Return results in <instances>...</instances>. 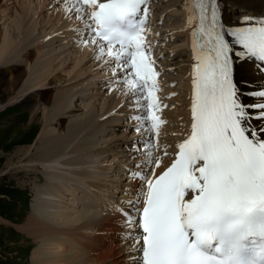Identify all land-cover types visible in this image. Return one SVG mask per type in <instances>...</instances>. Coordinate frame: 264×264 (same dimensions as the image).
<instances>
[{
  "label": "snow or ice",
  "instance_id": "obj_1",
  "mask_svg": "<svg viewBox=\"0 0 264 264\" xmlns=\"http://www.w3.org/2000/svg\"><path fill=\"white\" fill-rule=\"evenodd\" d=\"M148 2L75 0L66 9L69 18L75 13L84 21L80 44L95 46L96 60L109 58L104 62L116 77L110 83L122 84L141 110L132 118L135 131L147 133L135 142L143 160L128 175L142 192L125 201L139 207L134 216L114 205L125 225L140 229L138 264H264V86L244 93L235 79L236 60L251 61L264 74V16L242 15L237 26H226L219 0H189V27L198 21L190 131L157 174L166 123L159 113L166 105L147 40ZM245 95L260 99L247 102Z\"/></svg>",
  "mask_w": 264,
  "mask_h": 264
},
{
  "label": "bare ground",
  "instance_id": "obj_2",
  "mask_svg": "<svg viewBox=\"0 0 264 264\" xmlns=\"http://www.w3.org/2000/svg\"><path fill=\"white\" fill-rule=\"evenodd\" d=\"M161 1V4H159L158 2L154 3L157 21H160L161 17H164L165 14H168L167 19L165 20V23L162 27L169 29L164 30L162 34H164L165 37H169L170 42L165 43L161 47L162 50L160 49V53H163V49L165 47L168 48V52L164 53V56H167L168 58L166 59V62L163 63V66L165 68L168 67V73L169 76H171L170 82L175 85L171 86V91L167 96H169V98L172 97L171 99H169L170 103H176L175 105L170 106V110L166 112V116L169 118V134L165 146H171L167 147L166 150H172L173 152H175V145L178 144V138L174 133L182 132L183 126L190 123V111L188 110V105L191 102L192 96V66L194 63V53L192 48L188 47L189 41H186V39L191 34L190 30L186 29L187 23L184 18L187 17V7H185L186 0ZM11 2L13 4H16L15 2H13V0H11ZM36 2L37 1H35L34 3ZM221 2L223 21H225L229 25H237L240 22V17L242 15H249L254 17L264 15V0H221ZM40 6L42 7L43 5L41 4ZM6 7V5L0 4V9L3 13L8 10V8L6 9ZM57 9L60 14L64 12L62 8ZM32 11L33 10L31 9V12ZM65 17L68 19V25L73 24L78 20L73 15H71V18H69V14L66 13ZM168 18H170V20ZM57 19H60V17H57ZM25 21L26 20H21L22 26H25ZM57 23L59 24V22ZM77 29L79 28L68 31L75 42L76 40H79L77 38L78 36L86 35V33H84L83 31H77ZM158 33L159 31H155L154 35H157ZM24 35L19 44H22V46H28L29 44L26 45L25 41L29 34L26 37ZM61 39L64 38L61 36ZM15 41L17 40L15 37H13V35H11V32L8 31V27L5 28V31H2L0 28V60H3L0 63V93L4 98V100H0V110L6 105L13 104L10 102H16L22 99H26L28 103L27 107L32 109V115L34 118L37 117L36 115L38 113L37 109L36 111H34L33 109L34 107L40 108L39 106H37V102L39 103V101L43 98L45 99V101L43 102H46L47 100L49 101V103L51 102V105H53V107L50 106L52 107V109L48 108L49 110L47 111V107L44 104L45 109L43 112V118L50 124H57V130L59 131L54 132L52 130L53 128H46V126L50 125L45 124L46 126L43 127L41 134L38 135V139L36 138V142L29 146L26 145L27 149H25V155L27 156V159L23 162L21 158L24 156L19 157V160L16 161L15 165L16 169L14 171L18 172L20 169L24 170L25 173L32 177L31 180L33 179L29 183L30 189L32 191V202L30 201V217L29 220L27 219L28 222L26 224L20 226L21 230L24 231L27 236H33L36 242H38L31 251V264H133L134 260L137 261L138 264V261L140 259V246L136 243V239L138 238L139 234L138 227L125 225L123 223L124 217L120 212H117L114 207L109 209L103 215L99 214L97 216L94 213V215L90 214L89 207L93 203V201H95L94 199L96 197L94 198L93 196V199L92 197L90 198L87 192H85L86 190L84 191L83 188L73 189V191L67 190L68 192H66L65 190V193L61 188L63 183L67 185L69 181V183H71V181H77L80 185L79 187H85L82 186L85 183L86 186L88 185V190L92 189L102 192L106 190V186L108 185L104 184V180L100 179L98 175L96 177L87 168L84 167L85 163L88 162L87 158L90 156L88 155V157H85V155H87V148H90L89 145L93 143L96 138H98H89L97 132H93V130H95L94 128L93 130L91 128L89 130L87 129V132L91 130L92 133H94L92 135L88 132L89 135L91 134L89 137L87 136V132H85L86 130L84 131L87 123L89 124L91 116L87 117L89 116V114L87 113L88 115L83 114L82 117L80 115V117L76 116L68 118V115L73 112V110H76L73 107V100L71 99L69 93L67 91H61L53 95L52 92L53 86L66 83L67 85L73 84L74 86H72L75 87V85H77L80 80H84L86 83L90 79L91 81H93L94 86L99 85L98 81H100V79L102 78L98 77L102 76L105 78L106 73L97 72V74H94L92 72L93 69L91 66L95 64L101 65L100 63H102L101 61L94 59L95 56L93 57V54L95 55V46L91 44H89L88 46H81L83 47V49L79 50L78 58L77 60H74L76 63L72 64V66H69L68 68L66 67V74L64 75L58 72L57 74H53V76L50 77L49 75L51 72L48 73L47 71H42V69H45L47 66L45 63L41 64L39 67H34V69L31 70V76H33L37 71L46 72V74L42 73L37 75V81H34V86H32L31 88H25L16 95L14 93V90L15 88H17L16 86L20 83V81H22L23 77L25 76L26 69H24V71L22 70L18 72L13 70L14 68L11 69L14 65L20 64L19 62H12L10 60L14 57V55H11V57L9 56L7 58L5 57L6 59H3L5 54H7L8 52V54H12L14 52L15 49L12 50L11 47L13 46V43H15ZM77 43L78 45H81L80 42ZM39 48L40 47H38V49ZM18 50H16V53L18 52ZM34 52L35 51L28 48L24 54V59L31 58ZM41 53L43 54V52H39L37 54V58L41 56ZM91 60H94V64L91 63L90 65H88L87 63ZM255 64H257V62H255ZM17 67L16 69L19 70ZM85 73H88L86 77L84 76ZM8 75H10V78L7 77ZM41 78H43V80H41ZM236 79L239 82L240 88L244 93L258 90L257 86H252L255 80H260L261 83H264V76L251 61L241 62L239 60H236ZM66 81L69 82L67 83ZM110 81L111 80H109V84L104 85L106 81L103 80L102 85L100 86L104 87L105 91L109 90V88H114L111 87L113 84L110 83ZM243 85H245V87H243ZM73 87L72 89H74ZM83 88H85V86ZM117 89L121 91H116L117 95L114 98L112 96V104L108 100L111 106L109 108L108 105L107 109H116L117 106L119 107V109L117 108L118 110L123 109L126 106L130 107L132 103V97L128 98L129 103L125 106L126 103L124 102L126 101L124 100L123 102L124 98H122V94L126 95V91H124L126 89L122 84ZM39 97L42 98L39 99ZM244 97L250 96L245 95ZM251 99L259 101V98L257 97H251ZM70 100L72 101L70 102ZM120 103H122L123 106L120 107ZM164 103H166V100L163 101V104ZM107 109L105 107V110ZM108 110L106 112L107 114L109 112ZM102 111L103 109H101V112ZM139 114H141V110L136 109L133 116ZM119 115L120 117H126V120L124 121H127L129 114L124 113L123 110H120ZM92 117H95V115H93ZM92 117L91 121L93 119ZM102 119L100 122L104 121ZM97 121L98 120H96V122ZM132 121L136 123V126L138 125V121L134 120L133 118ZM98 125L99 124H97V126ZM112 126L113 129L117 128L118 131H115L118 132L117 134L124 132H119V129L123 128L121 127L123 125L113 124ZM111 132H113V130L109 133L111 134ZM81 134H83V136H81ZM85 134H87L86 137ZM139 136H141V133H137V137ZM128 139H126L125 136L121 137L119 135V138H116L113 141H109L108 146H110V148L106 149L104 147L105 145L99 148L98 146L96 147V145L94 146L92 144V146L95 147L93 151L95 150V152L100 151L102 153H106L102 164L105 165L107 164L106 161H108V163L113 167L118 163V161L116 160L120 159V155L118 156L117 154L121 152L122 147L125 145L129 149V151H133L131 154L133 155L134 163L138 164V161H142L143 154L141 153L138 156L136 148L132 147L134 143L132 142L133 140L128 141ZM18 140H16L17 143L19 142ZM96 143L98 144V141H96ZM113 147H120L121 150L118 149L114 152ZM171 159H173V157L171 156L163 158V165L159 168V171L164 167V165L168 164ZM19 163H21L20 166ZM65 174H67L68 177H66ZM110 183L113 184L114 182L111 180ZM128 186L129 188H127V200L135 199L134 194L138 190L137 181L135 179L130 180ZM74 191H76V193L78 192L76 196L74 195ZM89 191L91 192V190ZM113 192H115L114 188ZM52 193L57 196V199H55L54 197H50ZM109 193L110 192L106 191L103 196L106 197ZM40 201L42 202V204ZM61 201L64 203L61 204ZM96 203L98 204L97 206H99V210L100 207L103 210V201L98 199L96 200ZM110 207H112V205ZM120 207L129 212L136 207V204L133 206H129L127 203H124V205ZM129 233L131 234V237L128 235Z\"/></svg>",
  "mask_w": 264,
  "mask_h": 264
},
{
  "label": "rangeland",
  "instance_id": "obj_3",
  "mask_svg": "<svg viewBox=\"0 0 264 264\" xmlns=\"http://www.w3.org/2000/svg\"><path fill=\"white\" fill-rule=\"evenodd\" d=\"M30 1H32V2H30ZM35 1H37V2L34 3ZM13 2H15L16 4H13L11 2V0H0V4L6 5L7 6L6 9L8 8V10H6L4 13L0 9V28L2 31H5V28L8 27V31L11 32V35H13V37H15L17 40V41H15V43H13V46H12L13 48L11 47L12 50L15 49L14 52L12 54H8L9 53L8 52L7 54H5L3 59H6L7 57H9V56L11 57V55H14V57L11 58L10 60L12 62H19L20 64L14 65L11 69L14 68L13 70H15L17 72L22 71V70L24 71V69H26L25 76L23 77L22 81H20V83L16 86L17 88H15V90H14V93L17 95L23 89L28 88V87L31 88L32 86H34V81L37 79V75L42 74V73L46 74V72H42V71H47L48 73L51 72L49 75L50 77L53 76V74L54 75L57 74L58 72L60 74H63V75L66 74L65 68L66 67L68 68L69 66H72V64L76 63L74 60H77L79 50L83 49V47H81L82 45H78L77 41L75 42V40L72 39V36L69 33H66L65 35L62 36L64 39H58L56 37V39H58V40H55V38H50L47 40V38H46L47 35H45V34L47 32H54L57 29H59V26L56 23L59 22V24H60V22H61V24H62V21H63V20L57 19V16H56V18H55V16L51 17V15H54V13H51V11H52L51 8H50V10H48V1L46 2L43 0H13ZM37 3H39V4H37ZM41 4L43 5L42 7L40 6ZM25 5L27 8L25 7ZM37 5H39V6H37ZM16 8H18V9H16ZM31 9L34 11L35 14L33 13V11L31 12ZM36 11H38V12H36ZM168 19L170 20V18H168ZM21 20H26L25 26H22ZM56 20H60V21H56ZM24 31H25V35H24ZM2 35H3V33H2ZM23 35L25 37L28 35V37L26 38V41H25L26 45L29 44L28 46H22V44H19ZM38 47H40V48L38 49ZM18 48H19V50H18ZM28 48L30 50L35 51V52L31 58H28V59L25 58L24 59V54ZM16 50H18L17 53H16ZM161 50H162V48H161ZM39 52H43V54L41 53V56H39L37 58V54ZM42 55H43V57H42ZM88 56H90V55H88ZM164 57H166V56H164ZM47 58H49V59H47ZM51 58H53V59H51ZM2 61L3 60H0V63ZM43 63H45L47 65L46 68L42 69V71H37L33 76H31V70H33L34 67H39ZM93 64H94V62H93ZM16 67L19 70H17ZM87 75H88V73L84 74L85 77ZM49 76H48V78H49ZM7 77L10 78V75H8ZM43 78H45V77H43ZM43 78H41V80H43ZM98 78H103V77L100 76ZM80 81H79L80 83L78 82V84L75 85V87H73L74 86L73 84H72L73 85L72 86L69 84L67 85L66 83H63L62 85L59 84L60 86L59 85L53 86L52 92H53V95L56 93H59L61 91H67L69 93L71 99L73 100V101L70 100V102L71 101L73 102V107L76 110H73V112H71L68 115V118L69 117H76V116L80 117V115L82 117L83 114L85 115L87 113L89 114V116H87V117H90V116L92 117L93 115H95V117H92L94 119V120L92 119V121H91V117H90L91 122L89 121V124L87 123V126L84 129V131L86 130L85 132H87V129L89 130L90 128L92 130H93V128L95 129V130H93L94 133H95V131H97L94 134L90 130L91 132L90 131H88V132L91 133L92 135L93 134L94 135L90 136L91 134L89 135V133L87 132L88 135L85 134V137H86V135L88 137L90 136L89 138L98 137V138H96L95 141H93V143H91L89 145L90 148H87V153H86L87 155H85V157L86 156L88 157V155H90V156L87 158L88 162L85 163L84 167L87 168L96 177L98 175L99 178L104 180L103 183L106 185L108 184V185L106 186L105 191L101 192V191H95V190L89 189V190H91V192H90L87 188L88 185L86 186L85 183H84V185H82L85 187H79L80 185L77 181H71V183H69L70 181L69 182L65 181V182H68L67 183L68 186L65 183H63L61 188L63 189L62 191L64 193H65V190H66V192H68L67 190L73 191V189L83 188L84 191L86 190L85 192H87V194H88V196H90V198L92 197V199H93V196H94V198L96 197L97 199L96 198L94 199L95 201H93V203L90 205L89 208H90V214L94 213L95 215L98 216L99 214H102V215L105 214L109 209L114 207V205H113L114 201L110 200L111 198H115V200H118V198L121 196L120 201L122 200V198L124 197V194H122V195L116 194L117 188L119 189V187L120 188L122 187L125 189V188H129V186L127 185V182L121 181L120 173H119V170L116 166L112 167L108 163V161H106L107 164H105V165L102 164V161H103L106 153H102L100 151H96L97 152L96 153L95 150L93 151V149L95 148L94 146L96 145V147L98 146L100 148L101 146L105 145L104 146L105 149L110 148V146H108L109 141H113L116 138H119V135L121 137L125 136L126 139L129 138L128 141H130V140L132 141L133 137L135 138V136H137V133L135 131V128H136L135 124L136 123L134 122V125H131L133 121L129 122L128 118H127V121H124V120H126V117H124V120L122 121V119H121L122 117H120V115H119L120 110H123L124 113L128 112L127 109L129 107H127L126 105L129 103L128 102L129 101L128 100L129 93L127 95L122 94V98H124L123 102H124V100L126 101V102H124V103H126L125 104L126 107H124L125 109L123 108V109L118 110L119 107L117 106V108H118V109L116 108L117 112L115 111L117 113V114L115 113L116 116L113 113L114 109H111V110L109 109L111 104H112L111 103L112 102V100H111L112 96L114 98L117 95L116 91H121V90L117 89L118 88L117 86H119V85L113 86L114 85L113 84L111 87H114L115 90H110V88H109L110 91L109 90L105 91L104 89L100 88V85H102V83H99V85L97 84L98 86H94L93 81H91L90 79L88 80L89 83H88V81L85 83L84 80L83 81L80 80ZM66 82L68 83L69 81H66ZM84 86H85V88H83ZM72 87L74 89H72ZM65 89H67V90H65ZM111 91H112V93H111ZM106 93H108L109 95L107 94L108 95L107 96ZM104 97H105V99H104ZM41 98L42 97H39V99H41ZM2 99L4 100L2 94L0 93V100H2ZM42 99L39 101V103L37 102V104H38L37 106H39L40 108H38L36 106L37 108L34 107V109H33L34 111H36V109H37V113H38L36 115L37 117H34V118L32 115L33 114L32 109L27 107L28 103H27L26 99H22V100L16 101V102H10L13 104L6 105L4 108H1V110H0V112H2V113H0V264H31V261H30L31 251H32L33 247L36 245V243H38V242H36V240L33 236H31V237L29 235L27 236V234L24 231H22L20 228V226H23L24 224H26L28 222L29 217H30V205L29 204H30L31 197H32V191L30 189L29 183L33 179L31 180L32 177L30 175H28L27 173H25L24 170L20 169L18 172L14 171V170L16 169L15 165H16V161L19 160V157L24 156L21 158V160H23V162L27 159V156L25 155V149H27L26 147L36 142V140L39 137L38 135L41 134L43 127L46 126L45 124L50 125V126H46V128L51 127V128H53L52 130L54 132H59L57 130V128H58L57 124H53V123L50 124L49 122H47L43 118L44 117L43 112H44L45 106L47 107L46 110L48 111L49 109H52L53 105H51V102L49 103V101H47V100H46V102H43V101H45V99H43V100ZM108 100L110 101L111 104H109ZM40 102H41V104H40ZM44 104H45V106H44ZM121 104L122 103H120V105ZM108 105H109V108H108L109 110L107 109ZM42 106H43V108H42ZM50 106H52V107H50ZM105 107L109 111L108 112L109 115L106 113L107 110H105ZM101 109H103L102 112H101ZM47 111H45V112H47ZM100 112H101V115H100ZM91 113H93V114H91ZM97 113H98V115H97ZM133 115H132V117H133ZM101 116L103 117V119ZM98 117H100V118H98ZM109 117H112V118H109ZM101 119L104 121L100 122ZM96 120H98V121L96 122ZM120 121H122V122H120ZM125 122H126V124H125ZM97 124H99V125L97 126ZM111 124L112 125L113 124L123 125V126H121L123 128L119 129L120 130L119 132H121V131H124V132L117 134L118 132H115L117 130V128L113 129V126ZM132 126H133L135 134L133 133L132 134L133 136L128 137V134L132 130ZM125 129H126V131H125ZM112 130H113V132H111V134H110L109 132ZM24 135H26V136H24ZM23 136H24V138H23ZM81 136H83V134H81ZM16 140H18L19 142L17 143ZM96 141H98V144L96 143ZM114 143H116V142H114ZM92 144L94 146H92ZM118 149L121 150L120 147H117V148L113 147L114 152H115V150H118ZM128 151H129V149H128ZM130 152L132 153L133 151H130ZM126 153L127 152H124L123 148H122L121 152L117 154L118 156L120 155L121 157L119 156L120 159H118L116 161H118V162L120 161V163H121L122 160L127 158V157H124V155ZM133 163H134V160H133ZM20 164L21 163H19V166H20ZM117 164L119 167L120 164L119 163H117ZM90 165H92V166H90ZM65 175H66V177H68L67 174H65ZM111 180L114 182L113 184L110 183ZM129 183H130V181H129ZM109 184H111V185H109ZM65 187L68 189H66ZM113 188H114L115 192H113ZM111 190H112V192H111ZM106 191L110 192V193L105 197L103 195L106 193ZM77 193H76V191H74L75 196L77 195ZM50 197H54L55 199H57V196L54 195V193H52ZM98 199L103 201V203H104L103 210L105 211V209H106L105 212L102 210L101 207L99 210V206H97L98 204L96 203V200H98ZM108 202H109V206L107 207L106 204ZM63 203L64 202L61 201V204H63ZM41 204H42V202H41ZM111 205H112V207H110Z\"/></svg>",
  "mask_w": 264,
  "mask_h": 264
}]
</instances>
